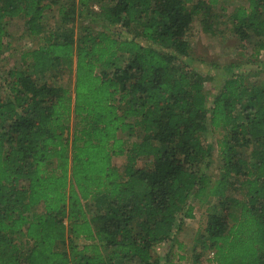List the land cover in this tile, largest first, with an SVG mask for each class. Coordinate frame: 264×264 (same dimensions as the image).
Listing matches in <instances>:
<instances>
[{
  "label": "trees",
  "instance_id": "16d2710c",
  "mask_svg": "<svg viewBox=\"0 0 264 264\" xmlns=\"http://www.w3.org/2000/svg\"><path fill=\"white\" fill-rule=\"evenodd\" d=\"M246 1L229 31L264 51V0ZM214 4L0 0V55L9 20L42 33L0 78V264H173L193 200L209 207L191 264H264V82L229 64L208 101L180 63L194 17L216 33Z\"/></svg>",
  "mask_w": 264,
  "mask_h": 264
},
{
  "label": "rangeland",
  "instance_id": "374dc122",
  "mask_svg": "<svg viewBox=\"0 0 264 264\" xmlns=\"http://www.w3.org/2000/svg\"><path fill=\"white\" fill-rule=\"evenodd\" d=\"M246 0H216L213 11L216 15L215 29L216 33L211 35L205 32L199 17H194L187 31V40L190 45L189 54L183 58L180 63L187 64V70H195L203 76V88L207 100L210 101L222 84L224 76L221 73L222 68L229 64L237 67H243L244 75L247 82H264V51L256 52V40L241 42L232 32L229 31L228 15L237 6H246ZM45 18L52 25L57 18V9L52 6L51 11H47ZM6 30L8 36L5 38L7 50L0 55V78L5 75V71L10 68L15 60H18L21 52L37 46L40 43L38 36H29L24 32L23 19L20 17L13 18L7 22ZM46 30V28H44ZM133 32V31H132ZM148 44L147 42H143ZM72 76V74H71ZM67 75H63V78ZM64 78V79H65ZM70 79V78H69ZM71 80V79H70ZM0 84V90H1ZM223 132L218 129L208 131L203 135V139L211 144L212 157L210 165L205 173L210 176L211 180L218 177L219 173V156L217 151V142ZM126 138V137H125ZM135 137L126 138L127 141ZM113 163L119 169H122L124 157L113 159ZM209 201V200H208ZM208 201L199 202L193 200L195 206V217L186 221L182 229L177 233L176 240L180 243L181 248L172 249L170 253L173 264H191L192 263V246L195 236L202 230L205 225ZM159 248V247H158ZM165 250L162 251V253ZM208 252L203 253L200 259L201 264H212L204 260Z\"/></svg>",
  "mask_w": 264,
  "mask_h": 264
},
{
  "label": "crops",
  "instance_id": "0c3cea01",
  "mask_svg": "<svg viewBox=\"0 0 264 264\" xmlns=\"http://www.w3.org/2000/svg\"><path fill=\"white\" fill-rule=\"evenodd\" d=\"M72 77H73V74H72V76L70 77V79H71L70 82H71V85H72V87H73V79H72ZM64 78H65V77H64ZM64 78H61V79H62V82H65V81H66ZM57 85H59V84H57ZM72 87H71V89H72ZM70 120H71V118H70ZM118 136L121 137V138H123V140H124V146H125V147H129L130 144L135 140V138H134V139L131 140V141H127L126 138H130V137H128V136H126V135H124V134H118ZM125 137H126V138H125ZM122 156H123V155H121V156H113V157H112V163H113V159H114V158L122 157ZM123 157H124V156H123ZM52 164H53V163H52ZM52 164H51V166H52ZM113 164H114V163H113ZM32 208H33V210H34L35 212L40 211V210H41V204H40V205H37V206H35V207H32ZM195 209H196V208L194 207L193 218L195 217ZM189 220H192V218L183 220L185 226L187 225V222H186V221H189Z\"/></svg>",
  "mask_w": 264,
  "mask_h": 264
}]
</instances>
